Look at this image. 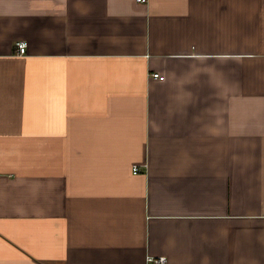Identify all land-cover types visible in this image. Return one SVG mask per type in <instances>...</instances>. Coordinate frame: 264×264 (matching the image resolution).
I'll use <instances>...</instances> for the list:
<instances>
[{"label":"crops","instance_id":"obj_1","mask_svg":"<svg viewBox=\"0 0 264 264\" xmlns=\"http://www.w3.org/2000/svg\"><path fill=\"white\" fill-rule=\"evenodd\" d=\"M149 255L264 264V0H0V264Z\"/></svg>","mask_w":264,"mask_h":264},{"label":"built area","instance_id":"obj_2","mask_svg":"<svg viewBox=\"0 0 264 264\" xmlns=\"http://www.w3.org/2000/svg\"><path fill=\"white\" fill-rule=\"evenodd\" d=\"M139 3H147L149 0H136ZM28 52V42L26 40H18L15 42V53L18 55H25ZM154 77L156 78H163L159 73H154ZM133 171L138 173L140 168L138 165L133 166ZM168 259L165 256H147V263L148 264H167Z\"/></svg>","mask_w":264,"mask_h":264}]
</instances>
